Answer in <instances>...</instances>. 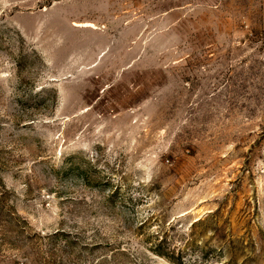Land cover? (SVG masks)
<instances>
[{"label":"rangeland","instance_id":"1","mask_svg":"<svg viewBox=\"0 0 264 264\" xmlns=\"http://www.w3.org/2000/svg\"><path fill=\"white\" fill-rule=\"evenodd\" d=\"M0 264H264V0H0Z\"/></svg>","mask_w":264,"mask_h":264},{"label":"bare ground","instance_id":"2","mask_svg":"<svg viewBox=\"0 0 264 264\" xmlns=\"http://www.w3.org/2000/svg\"><path fill=\"white\" fill-rule=\"evenodd\" d=\"M87 25H90L89 23H86Z\"/></svg>","mask_w":264,"mask_h":264}]
</instances>
